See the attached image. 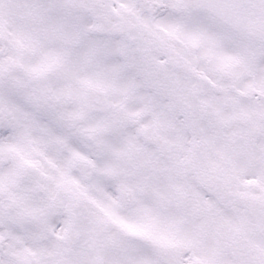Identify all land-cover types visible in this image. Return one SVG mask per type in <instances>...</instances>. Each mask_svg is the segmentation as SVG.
I'll list each match as a JSON object with an SVG mask.
<instances>
[{
  "label": "snow or ice",
  "instance_id": "6c2138e0",
  "mask_svg": "<svg viewBox=\"0 0 264 264\" xmlns=\"http://www.w3.org/2000/svg\"><path fill=\"white\" fill-rule=\"evenodd\" d=\"M0 264H264V0H0Z\"/></svg>",
  "mask_w": 264,
  "mask_h": 264
}]
</instances>
